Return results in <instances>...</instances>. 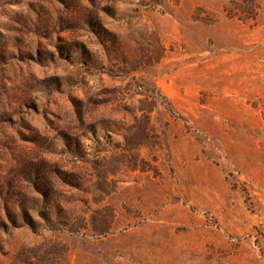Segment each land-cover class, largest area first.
<instances>
[{"label": "rangeland", "instance_id": "obj_1", "mask_svg": "<svg viewBox=\"0 0 264 264\" xmlns=\"http://www.w3.org/2000/svg\"><path fill=\"white\" fill-rule=\"evenodd\" d=\"M0 264H264V0H0Z\"/></svg>", "mask_w": 264, "mask_h": 264}]
</instances>
